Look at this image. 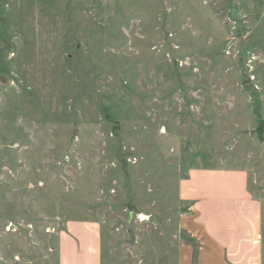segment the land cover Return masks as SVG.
<instances>
[{"label": "rangeland", "instance_id": "374dc122", "mask_svg": "<svg viewBox=\"0 0 264 264\" xmlns=\"http://www.w3.org/2000/svg\"><path fill=\"white\" fill-rule=\"evenodd\" d=\"M198 169L264 205V0H0V264H50L72 216L105 264H171Z\"/></svg>", "mask_w": 264, "mask_h": 264}, {"label": "crops", "instance_id": "0c3cea01", "mask_svg": "<svg viewBox=\"0 0 264 264\" xmlns=\"http://www.w3.org/2000/svg\"><path fill=\"white\" fill-rule=\"evenodd\" d=\"M179 197L189 204L181 220L190 242L171 264H264L263 201L240 171L191 170ZM55 238L50 264H105L112 246L102 219L81 216L61 219Z\"/></svg>", "mask_w": 264, "mask_h": 264}, {"label": "water", "instance_id": "95a60500", "mask_svg": "<svg viewBox=\"0 0 264 264\" xmlns=\"http://www.w3.org/2000/svg\"><path fill=\"white\" fill-rule=\"evenodd\" d=\"M129 233H130V236H131V243H133L134 239H135V235H134L133 229H129Z\"/></svg>", "mask_w": 264, "mask_h": 264}]
</instances>
